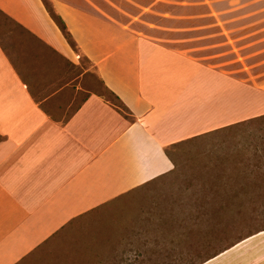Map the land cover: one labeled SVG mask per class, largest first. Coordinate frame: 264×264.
I'll return each mask as SVG.
<instances>
[{
	"label": "crops",
	"instance_id": "1",
	"mask_svg": "<svg viewBox=\"0 0 264 264\" xmlns=\"http://www.w3.org/2000/svg\"><path fill=\"white\" fill-rule=\"evenodd\" d=\"M47 1L77 50L44 0H0L32 38L18 62L0 41V264H20L71 222L170 173L167 149L229 120V81L122 23L129 0ZM80 58L90 87L103 86L131 121L86 89Z\"/></svg>",
	"mask_w": 264,
	"mask_h": 264
},
{
	"label": "rangeland",
	"instance_id": "2",
	"mask_svg": "<svg viewBox=\"0 0 264 264\" xmlns=\"http://www.w3.org/2000/svg\"><path fill=\"white\" fill-rule=\"evenodd\" d=\"M211 1L129 0L117 18L229 81L227 123L169 148L170 173L71 222L20 264H264V0ZM0 41L18 62L32 38L0 13ZM78 67L86 89L126 116L90 87L85 59Z\"/></svg>",
	"mask_w": 264,
	"mask_h": 264
},
{
	"label": "trees",
	"instance_id": "3",
	"mask_svg": "<svg viewBox=\"0 0 264 264\" xmlns=\"http://www.w3.org/2000/svg\"><path fill=\"white\" fill-rule=\"evenodd\" d=\"M45 3V7L47 9V11L49 12L50 16L52 17V19L54 20V22L57 24V26L59 27V29L61 30V32L63 33L64 38L67 40V42L70 44V46L77 50V46L75 44V42L73 41L70 33L68 32L65 24L63 23V21L61 20V18L57 15V13L53 10V8L51 7V5L49 4V2L47 0H44ZM208 134V133H207ZM204 134V135H207ZM203 135V136H204ZM202 136V135H201ZM200 136H198L199 138ZM196 138V137H195ZM194 139V138H193ZM190 140V139H189ZM188 141V140H186ZM185 141V142H186ZM168 151L169 149H167V155H168Z\"/></svg>",
	"mask_w": 264,
	"mask_h": 264
}]
</instances>
